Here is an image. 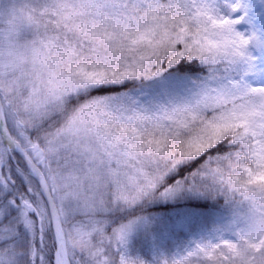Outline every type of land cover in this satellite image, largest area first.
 Wrapping results in <instances>:
<instances>
[{"label": "snow or ice", "instance_id": "1", "mask_svg": "<svg viewBox=\"0 0 264 264\" xmlns=\"http://www.w3.org/2000/svg\"><path fill=\"white\" fill-rule=\"evenodd\" d=\"M224 8L240 4L73 0L37 14L29 55L0 59V264H145L117 214L224 143L235 158L204 178L264 188V86L246 83L251 39ZM193 63L208 71L185 92ZM241 244L264 249L241 235L176 264H233Z\"/></svg>", "mask_w": 264, "mask_h": 264}, {"label": "rangeland", "instance_id": "2", "mask_svg": "<svg viewBox=\"0 0 264 264\" xmlns=\"http://www.w3.org/2000/svg\"><path fill=\"white\" fill-rule=\"evenodd\" d=\"M73 0H0V59H10L29 55L32 46L37 14H57V7L70 5ZM240 11L225 13L242 22L237 30L251 39L248 53L252 57L251 65H242L241 71L246 83L252 86H264V28L263 21L256 9L255 0H237ZM202 72H180L179 83L185 92L191 91L194 82L206 75ZM158 85L145 86L141 95L149 101L159 99L160 93L153 95ZM139 91V89H137ZM179 94V93H177ZM122 92L121 97L128 96ZM168 93H164L167 98ZM224 153H207L206 168L212 165L226 167L235 158L236 147L224 143L218 147L227 148ZM217 147V148H218ZM216 148V149H217ZM173 172L169 175L161 195L147 198L131 209L117 214L112 226L131 224L128 236L127 253L132 258H139L145 264H176L198 247H208L222 240L238 241L246 228L247 206L234 207L227 213L218 215L213 221H200L194 214L178 208L163 209L172 203L181 193L182 184L175 180ZM171 179L169 180V178ZM179 185V187H178ZM165 188L169 193L164 195Z\"/></svg>", "mask_w": 264, "mask_h": 264}, {"label": "trees", "instance_id": "3", "mask_svg": "<svg viewBox=\"0 0 264 264\" xmlns=\"http://www.w3.org/2000/svg\"><path fill=\"white\" fill-rule=\"evenodd\" d=\"M235 0H229L234 5ZM261 15L264 20V0H257ZM229 10V8H226ZM191 71L183 72H200L195 71L202 68L199 63H193ZM231 147H218L214 153H224ZM207 158L200 157L182 165L174 173V179L182 184L181 193L175 200L163 209L178 208L182 211L190 212L200 221H213L218 215L227 213L234 207H242L245 204L240 193L232 192L225 186L204 178V174L209 170L206 168ZM191 178V179H190ZM171 177L169 178V180ZM198 181V182H196Z\"/></svg>", "mask_w": 264, "mask_h": 264}, {"label": "clouds", "instance_id": "4", "mask_svg": "<svg viewBox=\"0 0 264 264\" xmlns=\"http://www.w3.org/2000/svg\"><path fill=\"white\" fill-rule=\"evenodd\" d=\"M241 196L242 202L247 206V226L242 235L254 243L264 240V188L252 186ZM233 264H264V249L255 252L252 248L241 244Z\"/></svg>", "mask_w": 264, "mask_h": 264}]
</instances>
